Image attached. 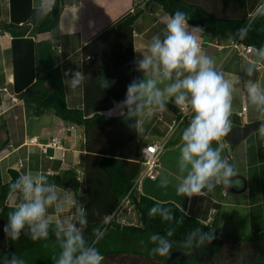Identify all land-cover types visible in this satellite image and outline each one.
<instances>
[{
    "label": "trees",
    "instance_id": "16d2710c",
    "mask_svg": "<svg viewBox=\"0 0 264 264\" xmlns=\"http://www.w3.org/2000/svg\"><path fill=\"white\" fill-rule=\"evenodd\" d=\"M3 1L8 2L9 18L0 16V33L8 31L11 36L7 53L12 57L11 84L22 104L28 113L38 115L50 110L60 123H76L84 128L82 177L79 178L74 167L57 173L47 168L41 172L52 183L75 191V202L86 211L85 239L91 244L96 240L97 229L102 233L95 245L104 257L102 264H264V231L248 236L222 234L215 220L205 223L174 201L159 200L136 189L134 181L140 170L139 131L130 127L132 121L126 115L103 113L125 98L127 86L135 79L133 33L142 13L141 3L154 2L169 16L184 12L191 26L202 28L212 38L227 41L240 38L259 49L264 47V0H131L132 7L126 13L82 48L83 56L88 57L81 67L86 76L82 107L69 106L62 67H48L43 59L37 60L41 47L52 42L50 34L59 25L66 0H56L53 11L39 22L35 19L33 0H0V4ZM37 37L40 40L36 41ZM105 81L109 84L107 88ZM167 109L178 115L172 103ZM4 112H0V117ZM28 163L29 159L9 167L10 178L6 181L0 170V264L13 254L25 264H54L53 258L60 252L51 229L46 240H33L27 229L17 240L7 238L3 232L8 214L16 204L12 202L15 193L10 184L19 175L26 174ZM77 179L83 184L81 192H77L80 188ZM124 200L134 207L135 223H120L113 218L108 221L107 217ZM158 203L172 209V221L149 216V209ZM197 228L205 233L214 232L215 238L204 245L194 242L193 249L185 247L188 234ZM169 230L173 232L168 237L173 245L170 256L153 255L150 236L165 235ZM205 252L207 257L200 255ZM242 254L249 256L240 257ZM233 256L237 257L236 261L225 260Z\"/></svg>",
    "mask_w": 264,
    "mask_h": 264
},
{
    "label": "clouds",
    "instance_id": "9594fccd",
    "mask_svg": "<svg viewBox=\"0 0 264 264\" xmlns=\"http://www.w3.org/2000/svg\"><path fill=\"white\" fill-rule=\"evenodd\" d=\"M55 4L56 0H38L34 5L36 21L45 19ZM202 31L198 26L189 25L184 12L177 11L170 16L163 37L154 36L146 54L134 61L136 71L143 73V78L133 79L127 86L125 98L115 106L116 111L132 121L130 127L137 132L142 130L140 124L143 120L167 111L169 103L181 111L192 113V118L181 134L177 161L180 175L177 177L176 194L188 198L203 195L206 191L212 192L217 186H240L235 167L222 152L223 138L232 130L234 93L241 80L239 77L235 80L227 77L217 69L212 57L205 54L199 36ZM262 67L264 47L255 49L254 59L243 68L247 77L243 80L244 93L250 105L258 112L257 118L264 121V86L254 78ZM85 79L83 72L76 71L71 74V85L79 86ZM4 86L8 88L7 84ZM108 86L105 81L104 87ZM5 100L10 106L15 104L10 103L7 95ZM2 108L0 106V112L7 111ZM259 134L264 137V124ZM31 137L35 138L34 142H30ZM27 139L28 143L39 145L42 152L37 136ZM214 142L216 147H213ZM169 183V179L164 177L160 186L166 188ZM10 189L19 195L20 200L8 214L7 224L3 226L7 238L17 240L22 231L27 229L33 240H46L51 229L60 248L59 255L53 258L54 264H102L104 257L95 246L102 233L97 229L96 240L91 244L85 239V208L70 196H61L46 174L37 171L19 175L10 184ZM66 211H69L68 219L54 220L53 214L62 217ZM148 214L150 217L159 216L163 221L174 219L172 209L159 203L150 208ZM111 215L108 221L113 218L126 223L116 214ZM172 235L171 230L165 235L152 234L149 238L154 245L152 254L170 256L173 245L168 237ZM214 238V232L205 233L197 228L188 234L185 247L191 248L194 242L197 245L211 243ZM3 264L25 262L13 254L10 258L5 257Z\"/></svg>",
    "mask_w": 264,
    "mask_h": 264
},
{
    "label": "crops",
    "instance_id": "0c3cea01",
    "mask_svg": "<svg viewBox=\"0 0 264 264\" xmlns=\"http://www.w3.org/2000/svg\"><path fill=\"white\" fill-rule=\"evenodd\" d=\"M78 2L79 5H78ZM3 3L8 4V2L3 1ZM34 5L38 3V0H33ZM114 0H66L65 4L62 6V11L60 15L59 25L56 28L58 40L51 39L52 42L45 43L44 47H41L37 60L43 59L46 63V66L54 67L60 65L62 67L64 75V85L66 91V99L69 106L82 107L84 100V88L83 82L76 87L71 85V74L76 71H81L82 65L87 63V58L82 54V48L86 45L91 39L96 37L101 31L106 29L110 24L115 20L121 17L126 13L132 6L131 0H129L125 7L124 12L119 16H113V20L110 22L109 13L113 11ZM152 3V2H151ZM139 6L142 9V13L137 18L140 19L144 12L149 13L150 22L143 27L142 29L134 30V61L140 58L141 55L146 54L147 47L150 44L154 36L163 37L166 21L170 17L167 13L161 11L157 4L154 2L151 5ZM7 9V7H6ZM76 14V15H74ZM104 14V15H103ZM93 15V16H92ZM103 15V21H101V16ZM92 16V17H91ZM101 17V18H100ZM9 18V13L8 17ZM76 18V19H75ZM100 18V19H99ZM136 20V21H137ZM98 21H101V26L97 31H94L92 28V23L96 24ZM77 24V42L72 45H68L69 41L72 39L70 35L65 30H61V25L66 27V30L73 29L70 28V25ZM136 25V22H135ZM190 25V24H189ZM191 26V25H190ZM54 32V31H53ZM199 34L200 42L202 44L206 38ZM205 35V33H204ZM209 36V34H207ZM206 40L207 43H214L218 45L215 55H212V59L215 62L217 69L223 72L227 77L235 80L240 78L241 82L236 88L234 93L235 99L233 101V115L232 127L236 125H248L256 123L259 120L258 112L250 105L244 93L243 80L247 79L243 68L245 65L254 59V51L246 53V55L240 54L237 50H233L227 54L226 49H228V44L230 41L224 40L220 37L212 38ZM41 37L35 38L36 41L40 40ZM206 43V46H207ZM205 43H203L204 45ZM11 47V36L8 32L0 33V87L4 86V83H7L9 91L15 92L12 85L13 80V70H12V60L11 56L8 55L9 48ZM224 52L222 53V51ZM206 54V48H205ZM57 56H53L56 54ZM219 54V58L215 59ZM39 63V61H38ZM135 65V63H134ZM136 69V65H135ZM41 75L42 71L39 70ZM68 73V75H66ZM141 79L143 78V73L139 72ZM38 78V75L36 76ZM262 86H264V67L258 70L256 77ZM135 79H138V71H136ZM8 81V82H7ZM116 103L108 109L103 111V113L117 115L120 114L116 111ZM7 111H5L0 120H3L5 123L4 129L0 124V137L4 139L2 147L3 150H0V170L3 178L4 170H7L9 167L15 165V161L11 162L10 158L18 157L21 159L29 157V170L28 172H41L43 167L49 169L51 173H57L67 168L66 161H70L73 164L74 168L79 173V178L82 177L83 172H79L77 169V163L81 162V167L83 168V163L81 158L85 154L84 149V128L76 123L74 127H71L73 124L69 122L60 123L59 118L55 116L53 111L45 110L41 114L35 115L30 111L26 110L25 106L22 103H15V105L10 106L6 104ZM174 105V104H173ZM20 108H19V107ZM175 106V105H174ZM243 106H246V109H243ZM4 109V106L3 108ZM14 110V114L11 116L10 110ZM179 112V109H177ZM176 116L172 111L167 109V111L156 113L151 119L143 120L140 124L142 130L139 131V145L151 141L161 135H163L168 129V123L170 119ZM20 117L22 120L20 121ZM40 118V122H38ZM192 118V113L188 112L186 115L185 121L181 123L174 130L171 135L170 145L161 153L162 161H160V172L155 179L145 178L143 179L140 191L141 193H147L159 200H171L174 201L180 208L185 212L198 217L205 223H213L215 220L216 227L219 232V224L217 223L220 219V208L221 206L228 207L233 211L234 207L245 206L246 215L249 219L250 231L255 233H260L264 231V137H261L259 134V129L256 128L248 133H246L243 138L237 142H231L228 138H223L224 148L222 155L226 157L229 162L232 164L234 162L235 169L238 167L239 173V159H242L244 165L242 169H246L244 180V186H234L230 188H225L217 186V193L215 190L212 192H205V194L200 196H193L191 198L178 196L176 194V184L178 183L177 177L180 175L178 171L177 161L179 157V146L181 144V134L183 129L187 126L190 119ZM37 119L34 123L32 121ZM12 129L9 128V125H12ZM35 124V125H34ZM59 128H62V132L59 131ZM177 130V132H176ZM55 131V132H54ZM37 136L38 141L43 145L51 139L52 136H58L56 148L49 147V153H55L54 158H49L45 153L40 151L39 145H34L28 143V137ZM245 143L244 147L241 146L238 151L235 149L236 144ZM217 145L213 143V147ZM239 154V157H238ZM4 160H6L4 162ZM81 160V161H80ZM4 162L6 167L3 168ZM33 163V166H32ZM80 164V163H79ZM233 165V164H232ZM34 168L32 170L31 168ZM40 167V169H39ZM39 169V170H38ZM83 170V169H81ZM170 170V171H169ZM84 171V170H83ZM42 173V172H41ZM167 177L170 181L166 188L160 186V181L162 178ZM10 177L7 176L4 181L8 180ZM236 179L240 180V185L242 179L239 176ZM49 180V178H48ZM147 181V183H146ZM50 183H52L49 180ZM54 184V183H52ZM57 187V191L61 196H70L72 200L75 201L76 193L70 188H63L57 184H54ZM64 191H63V190ZM73 190V191H72ZM225 191V193H224ZM77 192H81V188ZM20 197L15 193L12 197L13 203H18ZM131 207L132 205L129 204ZM68 212V211H67ZM55 215V214H53ZM126 220L125 217H122ZM136 217L129 220L127 218L126 223H135ZM254 230V231H253ZM252 235V234H251ZM249 254H242L240 257L248 258ZM237 258V257H236ZM235 256L232 258H226L225 260H231V262L236 261ZM222 259V258H221Z\"/></svg>",
    "mask_w": 264,
    "mask_h": 264
},
{
    "label": "rangeland",
    "instance_id": "374dc122",
    "mask_svg": "<svg viewBox=\"0 0 264 264\" xmlns=\"http://www.w3.org/2000/svg\"><path fill=\"white\" fill-rule=\"evenodd\" d=\"M129 0H114V5H113V7H114V9H113V11H111V14L109 13V16L108 15H106L107 17H109V19H110V22L113 20V18H112V15L113 16H119L120 14H122L125 10V8H127V6L125 7V5H126V3L128 2ZM79 3L80 2H78V5H79ZM153 3V2H152ZM151 3V5H155V4H152ZM142 5H144L143 3H141L140 4V6H142ZM157 6L159 7V9L161 10V11H163L162 9H161V7L157 4ZM6 7H7V9H6ZM132 7V6H131ZM8 13H9V11H8V4H5V3H2V4H0V16L2 17V18H4V17H8ZM74 15H76V14H74ZM104 15V14H103ZM103 15L100 17L101 18V21H103ZM93 16V15H92ZM91 16V17H92ZM99 18V19H100ZM151 17H150V15H149V13H147V12H144L143 13V15L141 16V18L140 19H138L137 21H136V28L137 29H142L143 27H145L149 22H150V19ZM76 19V18H75ZM101 21H98V23H96V24H94V23H92V28H93V30L94 31H97V29H99V27L101 26ZM61 30H65V32H67V33H69V34H73V35H70L71 37H72V39L69 41V43H68V45H72L73 43H75V41L77 40V35H75V34H77L78 32H77V24L75 23V24H72V25H70V28H73V29H69V30H66V27L64 26V25H61ZM201 35H203L205 38H206V40H209L210 39V37L207 35V34H205L204 35V33H202ZM58 38L59 37H57V31H56V29L54 30V32H53V34H52V39L53 40H58ZM59 40H60V38H59ZM203 41L202 42V49H203V51H205V48H206V43L208 42V41ZM77 42V41H76ZM203 43H205L204 45H203ZM229 44H230V42H229ZM228 44V45H229ZM74 45V44H73ZM238 51V50H237ZM224 52V50L222 51V53ZM226 52H227V54L229 53V52H231V47H229L228 49H226ZM53 56H57V53L56 54H53ZM219 58V54H218V56L215 58V59H218ZM138 79H141V76H140V73L138 72ZM8 82V81H7ZM7 83L5 82L4 83V85H6ZM12 84L10 83V86H11ZM8 90H9V88H7ZM8 106L7 105H5L4 106V109L5 108H7ZM19 107V106H18ZM20 108V107H19ZM177 108V107H176ZM178 109V108H177ZM14 110L15 109H12V110H10V113L11 114H7V115H9V116H11L12 117V115L14 114ZM33 114V113H32ZM21 119H20V121L22 120V117H20ZM37 119H34L33 121H32V123H34L35 121H36ZM38 122H40V118H39V120H38ZM0 124L3 126L2 128L4 129V127H5V123H4V121L3 120H0ZM35 124H36V122H35ZM34 124V125H35ZM12 127H13V124L12 125H9V128L10 129H12ZM179 128H177V130H178ZM177 130H176V132H177ZM175 133V132H174ZM53 137H55L56 139L58 138V136H52V138ZM171 139V138H170ZM3 142H4V139L2 138V137H0V150L2 149L3 150V148L4 147H2V145H3ZM170 145V140H169V142L167 143V145H166V147H165V149L168 147ZM244 145H245V143L244 142H242L241 144H236L235 145V149L238 151V149H240L241 148V146L242 147H244ZM165 149H164V151H165ZM238 157H239V154H238ZM11 159V162L12 161H15V165L14 166H12V167H15L16 165H18V163L19 162H21V161H24L25 162V160H27V159H29V157H27V158H23V157H21V159L20 158H18V157H14V158H10ZM83 158H81V160H82ZM80 160V161H81ZM6 160H4V162H5ZM160 161H162V158H161V155H160ZM4 162H2V164L4 163ZM28 162V161H27ZM66 163V166H67V168H72L74 165L73 164H71V162L70 161H66L65 162ZM72 163H77L78 165H77V169L79 170V172L81 173V172H83V170H81V169H83L81 166V162H73L72 161ZM80 163V164H79ZM232 164H233V166H235L234 164V162H232ZM243 165H244V162H243V160L242 159H239V165L238 166H240L239 167V177H240V179H242V183H241V185H240V188H242L243 186H244V180L243 179H246L247 177H245L246 175H245V173H246V169H242V167H243ZM3 168H5L6 167V164L4 163L3 165ZM27 166L29 167V163L27 164ZM32 166H33V163H32ZM32 170H34V168L32 167L31 168ZM39 169H40V167H39ZM38 169V170H39ZM45 169V167H43V170ZM170 171V170H169ZM236 171H238V167L236 168ZM7 176H9L10 177V174L8 173V171L7 170H4V173H3V178L4 179H6L7 178ZM1 177H2V174H1ZM2 178V179H3ZM77 181H78V183H80V188H81V191H83L82 190V187H83V184H82V182H80L79 181V179H77ZM146 183H147V181H146ZM219 187V191H220V186H218ZM63 190V189H62ZM64 191V190H63ZM73 191V190H72ZM218 191H217V189L215 190V193H217ZM128 207H130V206H128V203H127V201H125L120 207H119V211L116 213V217H125L126 218V221H127V218L129 219V220H131L132 218H134V217H136V213H135V210H134V207H130V208H128ZM246 208H245V206H239V207H234L233 208V211L231 210V209H228V207H224V206H221V208H220V219L218 220V224H219V227H221L219 230L221 231L220 233H222V234H227V233H238V234H241V235H243V236H248V235H253V233L254 232H251L250 231V227H249V219H248V217H247V215H246ZM111 216L112 215H110V216H108L107 217V219H109V218H111ZM57 218H59V219H68L69 218V211L67 212H65L64 214H63V216L62 217H56L55 215H54V220L55 219H57ZM254 231V230H253ZM191 249H193V248H191ZM200 255H203V256H205V257H207V253L205 252V253H201Z\"/></svg>",
    "mask_w": 264,
    "mask_h": 264
},
{
    "label": "built area",
    "instance_id": "2783aa9c",
    "mask_svg": "<svg viewBox=\"0 0 264 264\" xmlns=\"http://www.w3.org/2000/svg\"><path fill=\"white\" fill-rule=\"evenodd\" d=\"M228 47H231V51L238 50L239 53L242 55H246V53L253 52L255 49H257L251 44L243 43L240 40V38L232 40L230 44L228 45ZM0 92H1L0 106H4L5 104L8 103L5 100L6 95L8 96L10 103L21 102V98L18 96V94L15 92H10L6 86L0 87ZM243 109H246V106H243ZM188 112L190 111H181L179 109L178 115L173 116L170 119L168 123V129L163 135L151 141L143 143L141 145L140 150H139V157H138V163L140 166V170L134 181V187L136 189H140L143 179L145 178L155 179L158 176L160 172V161H159L160 155L164 151L174 130L181 124V122L185 120ZM71 127H74V125H72ZM34 140H35L34 137L30 138V142H34ZM49 146L50 147L52 146L54 148L58 146L57 139L55 137L51 138L47 143L41 146L42 152L46 153V155L49 158H54L55 153L48 154ZM125 200L121 203V205L125 202ZM127 203H128V206H130L128 200H127ZM118 211H119V208L115 210L114 214H116ZM120 219L124 221L122 217Z\"/></svg>",
    "mask_w": 264,
    "mask_h": 264
},
{
    "label": "water",
    "instance_id": "95a60500",
    "mask_svg": "<svg viewBox=\"0 0 264 264\" xmlns=\"http://www.w3.org/2000/svg\"><path fill=\"white\" fill-rule=\"evenodd\" d=\"M217 46L218 45L211 42L207 43L206 54L209 55L210 57L212 55H215L218 48ZM262 124H264V121H258L256 123H252L248 125H236L232 127V130L230 131L228 136H226V138H228L231 142H237L241 138H243V136L249 131L256 128H260Z\"/></svg>",
    "mask_w": 264,
    "mask_h": 264
},
{
    "label": "bare ground",
    "instance_id": "6f19581e",
    "mask_svg": "<svg viewBox=\"0 0 264 264\" xmlns=\"http://www.w3.org/2000/svg\"><path fill=\"white\" fill-rule=\"evenodd\" d=\"M191 25V24H190ZM218 47V46H217ZM132 196V195H131Z\"/></svg>",
    "mask_w": 264,
    "mask_h": 264
}]
</instances>
